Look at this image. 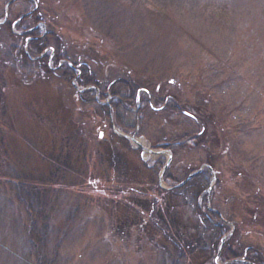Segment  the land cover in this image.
Instances as JSON below:
<instances>
[{
  "label": "rangeland",
  "instance_id": "1",
  "mask_svg": "<svg viewBox=\"0 0 264 264\" xmlns=\"http://www.w3.org/2000/svg\"><path fill=\"white\" fill-rule=\"evenodd\" d=\"M27 1L0 0V264L264 263V0H41L70 81L23 67Z\"/></svg>",
  "mask_w": 264,
  "mask_h": 264
},
{
  "label": "trees",
  "instance_id": "2",
  "mask_svg": "<svg viewBox=\"0 0 264 264\" xmlns=\"http://www.w3.org/2000/svg\"><path fill=\"white\" fill-rule=\"evenodd\" d=\"M27 1V0H26ZM29 2L31 5H32V9L29 10L28 12H32L30 14V16L28 17H25V19H29V18H32L33 19V23L35 24V26H41L43 25L44 27V30H47L48 33L47 34H44V36H42L40 34L41 32V27H38L37 29H35L34 31L30 32L29 33V38H30V42L28 43V47H27V53L24 51V47H25V44H23V47L20 49L19 51V58L21 59V61L23 62V67H28L30 69H36V70H42V72H45V73H50V68H49V58H48V55L47 56H44V57H40L42 55V53L48 49V48H53L54 51H55V60H54V63L55 65L57 66L58 63L62 60L63 58V53L65 51V46L63 44V40L61 39V37L57 38L55 36L54 33L51 32V29H50V26L48 25L47 21L45 20V15L43 16V14L40 15V11L43 13L44 12V8H43V2H41V0H29L27 1ZM23 15L20 16V18H22ZM19 18V19H20ZM18 19V20H19ZM31 28H34L32 27V24L29 26H24L23 29L24 30H30ZM5 29L7 31H11V27H8L7 25L5 26ZM59 35V34H58ZM13 37H16L15 35ZM33 58V59H31ZM80 66L82 64H79ZM70 70V72H69ZM58 71H63V75H64V78L66 81H70L72 80L71 78V67L68 65V64H65L63 68H60L57 70ZM89 75L87 71H84V74L83 76L80 75V77L78 78V83L79 84H82L80 86H83V87H87L89 85H91L92 81L89 80ZM127 81V80H126ZM128 82V81H127ZM121 83H123L121 81ZM126 83V82H125ZM128 83H126V85H128ZM93 85H97L96 81H94V84ZM129 87V93H123L122 91H116V92H113L112 93V97L113 98H116L114 99L115 100V105H116V108H120V109H123L124 110V107L126 108L129 104H132L133 100H132V93L135 91L136 92V89L138 90L139 88L137 86L134 87ZM110 93V92H109ZM141 99V98H140ZM139 99V100H140ZM139 100H137L139 102ZM135 100V102H137ZM174 110H177V107H175ZM210 166L212 167L213 163H209ZM214 167V166H213ZM212 167V168H213ZM206 179V178H205ZM206 183V181H205ZM6 184V183H5ZM206 186V185H205ZM192 194H189V195H193V192L191 191ZM183 197H186V196H189L187 194H181ZM194 196V195H193ZM195 198H198L199 196L198 195H195L194 196ZM199 199V198H198ZM199 210V209H198ZM208 222H209V219H208ZM222 230L223 228L219 227V226H215V227H212L211 228H207L206 229V232L205 233H212L213 237H212V245L216 244V239L222 234ZM209 233V234H210ZM232 240H236V237ZM229 247V246H228ZM226 247V249L228 248ZM225 248V246H224ZM228 253H231L232 255V250L230 248L227 249ZM225 252V251H224ZM246 252V251H245ZM238 252H236L237 254ZM243 254H246L250 259V263L251 264H264L262 263V257L259 253L257 252H253V256L251 255H248L247 253H243ZM228 256V255H226ZM230 258V257H229ZM234 258V257H233ZM239 264H244V263H239Z\"/></svg>",
  "mask_w": 264,
  "mask_h": 264
},
{
  "label": "flooded vegetation",
  "instance_id": "3",
  "mask_svg": "<svg viewBox=\"0 0 264 264\" xmlns=\"http://www.w3.org/2000/svg\"><path fill=\"white\" fill-rule=\"evenodd\" d=\"M50 49H51V55H50V59H49V61H52V62H53V61L55 60V51H54V49H52V48H50ZM46 50H47V49H46ZM48 52H49V49H48L47 51L43 52L42 55H41V57L47 56V55H48ZM65 63L67 64V63H69V62L65 61ZM58 64H59V65L57 66L56 70H58V69L64 67V65L62 64L61 61H60ZM69 65H70V67L73 66L71 63H69ZM73 67H74V66H73ZM74 68H75V67H74Z\"/></svg>",
  "mask_w": 264,
  "mask_h": 264
},
{
  "label": "bare ground",
  "instance_id": "4",
  "mask_svg": "<svg viewBox=\"0 0 264 264\" xmlns=\"http://www.w3.org/2000/svg\"><path fill=\"white\" fill-rule=\"evenodd\" d=\"M30 14H26L25 16H30ZM141 146L144 147V148H146L143 143H141Z\"/></svg>",
  "mask_w": 264,
  "mask_h": 264
},
{
  "label": "water",
  "instance_id": "5",
  "mask_svg": "<svg viewBox=\"0 0 264 264\" xmlns=\"http://www.w3.org/2000/svg\"><path fill=\"white\" fill-rule=\"evenodd\" d=\"M154 152H158V151H154ZM159 153H161V152H159Z\"/></svg>",
  "mask_w": 264,
  "mask_h": 264
}]
</instances>
